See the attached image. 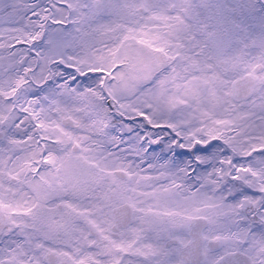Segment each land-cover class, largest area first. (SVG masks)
<instances>
[{
  "label": "snow or ice",
  "instance_id": "6c2138e0",
  "mask_svg": "<svg viewBox=\"0 0 264 264\" xmlns=\"http://www.w3.org/2000/svg\"><path fill=\"white\" fill-rule=\"evenodd\" d=\"M0 264H264V0H0Z\"/></svg>",
  "mask_w": 264,
  "mask_h": 264
}]
</instances>
